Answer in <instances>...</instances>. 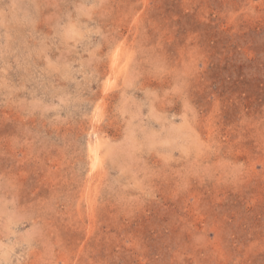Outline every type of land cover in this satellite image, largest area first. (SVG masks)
<instances>
[{"label": "rangeland", "instance_id": "374dc122", "mask_svg": "<svg viewBox=\"0 0 264 264\" xmlns=\"http://www.w3.org/2000/svg\"><path fill=\"white\" fill-rule=\"evenodd\" d=\"M0 264H264V0H0Z\"/></svg>", "mask_w": 264, "mask_h": 264}]
</instances>
